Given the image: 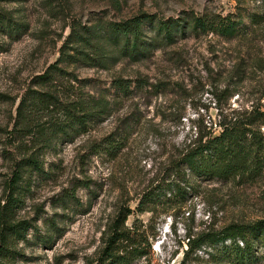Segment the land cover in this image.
Here are the masks:
<instances>
[{
    "label": "rangeland",
    "instance_id": "obj_1",
    "mask_svg": "<svg viewBox=\"0 0 264 264\" xmlns=\"http://www.w3.org/2000/svg\"><path fill=\"white\" fill-rule=\"evenodd\" d=\"M253 12L264 17L260 0H0V20L22 26L18 35L0 27V247L10 250L0 263L100 264L117 225L145 251L130 264H230L221 245L190 244L263 220L264 174L201 180L181 159L222 124L264 112V18L246 19L248 33L234 39L197 35L190 22ZM136 17L144 20L139 43L130 35L126 51L112 29ZM168 21L186 30L176 27L170 43ZM63 54L82 58L65 62ZM52 65L64 76L38 85ZM30 90L52 94L58 107L22 117ZM88 98L107 104L102 120L87 132L57 133L67 104ZM254 129L264 135V126ZM175 186L184 199L164 207ZM146 195L155 206L139 212ZM3 216L25 223L24 235L2 236Z\"/></svg>",
    "mask_w": 264,
    "mask_h": 264
},
{
    "label": "trees",
    "instance_id": "obj_2",
    "mask_svg": "<svg viewBox=\"0 0 264 264\" xmlns=\"http://www.w3.org/2000/svg\"><path fill=\"white\" fill-rule=\"evenodd\" d=\"M260 1L264 6V0ZM263 18L256 12L249 15L229 13L226 16L220 14L202 17L193 16L190 27L197 35L214 33L225 39H234L248 33V26L245 24L246 19L250 20L251 25H260L263 22ZM143 22L142 17H136L123 23L114 24L113 34L123 35L127 39L126 51L131 46L130 35H134L133 44L136 47L138 46ZM162 25L167 42H173L174 37L177 36L175 34L176 27L180 28L181 26L182 28V25H175V23L169 21L164 22ZM0 27L7 28L5 31L10 35L13 33L18 35L20 28H22L20 24H16L4 17L0 20ZM184 29L183 27L182 31L186 32ZM79 53L82 54L80 51ZM63 56L67 59L65 62L74 60L70 63L81 61L80 58H82L66 54H63ZM55 74L63 77L65 72L56 65H52L43 76H40L38 85L45 83L54 84L53 77ZM116 86V89L123 91L124 95L130 92L128 85H124L123 81H118ZM27 96L22 100L18 108L22 117L28 114H38V112L49 110L51 107L56 109L59 105V99L52 94H38L30 90ZM78 106H80L82 114L76 112L78 111ZM66 108L67 122L63 126L57 124L54 130L58 131L57 133L61 132L63 135L68 136V132H73L76 135L80 130L89 131L92 123L102 120L103 114L107 113L108 106L99 98H88L80 102L73 101L67 104ZM255 125L264 126V112L254 111L248 118H236L222 124L219 134L212 135L206 140L201 138L183 156L181 159L182 165L188 169L192 176L201 180L222 182H230L237 179L242 181L256 180L264 174V135L260 130L254 129ZM33 157L30 158L29 163L36 170H39L38 162ZM184 173L185 177H187V173ZM170 192L171 196L164 198V207L172 205L173 201L184 199V195L187 193L186 189L180 186H175ZM151 199L147 195L141 199L138 206L139 212H144L150 207L147 204L149 201L152 206H155L153 199ZM24 224L13 225L7 223L3 216L1 218V235L3 236L6 232H11V234L18 236H21L22 233L24 235V232H26ZM122 228L116 225L112 229L107 246L100 258V264H130L134 258L143 256L145 251L138 249L134 236H131L132 232ZM189 242L191 243L192 241L190 240ZM204 244L210 247L221 245L222 253L230 264H260L264 260V219L249 224L231 223L216 233L211 232L201 235L198 240L190 244V247L193 249L195 245ZM261 250L263 253L260 255ZM9 252L10 250L5 248V245L0 247V257H6Z\"/></svg>",
    "mask_w": 264,
    "mask_h": 264
}]
</instances>
